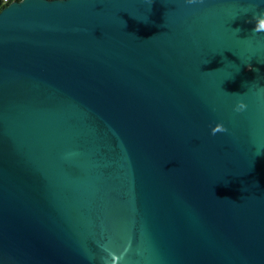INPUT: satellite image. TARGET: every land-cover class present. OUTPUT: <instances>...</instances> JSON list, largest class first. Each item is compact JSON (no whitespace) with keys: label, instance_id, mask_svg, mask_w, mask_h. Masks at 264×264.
Here are the masks:
<instances>
[{"label":"water","instance_id":"obj_1","mask_svg":"<svg viewBox=\"0 0 264 264\" xmlns=\"http://www.w3.org/2000/svg\"><path fill=\"white\" fill-rule=\"evenodd\" d=\"M261 14L264 0L2 8L0 264H264Z\"/></svg>","mask_w":264,"mask_h":264},{"label":"clouds","instance_id":"obj_2","mask_svg":"<svg viewBox=\"0 0 264 264\" xmlns=\"http://www.w3.org/2000/svg\"><path fill=\"white\" fill-rule=\"evenodd\" d=\"M149 2H151V0H149ZM203 2H204V0H186V3L189 5H194V4L203 3ZM253 19L255 21V27L253 29V32L254 33H264V14L257 15ZM249 22H251V21H249ZM249 68H250V70L258 71L256 69H252L250 65H249ZM246 107H247L246 104L241 102V103L237 104L235 110L237 112H241V111H244L246 109ZM226 131H227V129L222 124H218L212 129V135L224 133Z\"/></svg>","mask_w":264,"mask_h":264},{"label":"built area","instance_id":"obj_3","mask_svg":"<svg viewBox=\"0 0 264 264\" xmlns=\"http://www.w3.org/2000/svg\"><path fill=\"white\" fill-rule=\"evenodd\" d=\"M1 1H2V8H4L7 5H9L10 3L14 2V1H20V0H1Z\"/></svg>","mask_w":264,"mask_h":264},{"label":"trees","instance_id":"obj_4","mask_svg":"<svg viewBox=\"0 0 264 264\" xmlns=\"http://www.w3.org/2000/svg\"><path fill=\"white\" fill-rule=\"evenodd\" d=\"M1 9H2V1L0 0V11H1Z\"/></svg>","mask_w":264,"mask_h":264}]
</instances>
